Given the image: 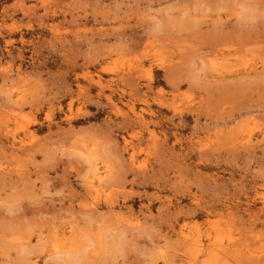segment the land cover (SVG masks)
I'll return each instance as SVG.
<instances>
[{
	"label": "rangeland",
	"instance_id": "obj_1",
	"mask_svg": "<svg viewBox=\"0 0 264 264\" xmlns=\"http://www.w3.org/2000/svg\"><path fill=\"white\" fill-rule=\"evenodd\" d=\"M262 61L264 0H0V264H264Z\"/></svg>",
	"mask_w": 264,
	"mask_h": 264
},
{
	"label": "bare ground",
	"instance_id": "obj_2",
	"mask_svg": "<svg viewBox=\"0 0 264 264\" xmlns=\"http://www.w3.org/2000/svg\"><path fill=\"white\" fill-rule=\"evenodd\" d=\"M261 64H262L261 66L259 65L261 68H258L256 66V65H258V63L253 64V62H252V63H250V65H248L246 67H243L241 69L239 68V69H236V70L233 69V70H231L229 72L227 71L228 73L224 70L225 73H227V74L223 75L224 72L223 73L220 72V73H222V75L220 76V78H221L220 82H219L220 85H217V86L221 89V91L228 90V89H235V88L243 87V86H251L249 83H255L256 81L263 80V78H264V61H262ZM220 73H218V74H220ZM130 75H133V74H130ZM218 77H219V75H218ZM150 84L151 83L149 82L148 85H150ZM252 86H254V88H255L256 84L255 85L253 84ZM262 88L264 89V87H262ZM3 136L4 135H2V137ZM252 142L254 143V141H252ZM242 144L243 143H241V145ZM11 145H13V144H11ZM249 145H251V142H250ZM242 146H244V145H242ZM19 148L20 149H18V150H24L27 147L25 148L23 145H21V146L19 145ZM11 150H13V148ZM87 159H88L89 163L91 164V167L94 168V166H93L94 162H92L93 159L91 160V156H89V157L87 156ZM99 179H100V177H95V180L93 179V180L89 181V185H88L87 191L91 192L90 194H97L99 192L100 189L98 188V186H101V185H99L96 182ZM104 180L107 181L109 179H104ZM101 182L102 181H100V184H101ZM87 183H88V181H87ZM104 183H105V181H104ZM106 205L108 207L106 209L109 211V213H110V210L111 211L114 210L113 209L114 205L111 204L110 202H107ZM90 207L87 208L86 214L89 216L90 219H94V215L97 213V210H99L98 209L99 205H96L94 207L90 206ZM102 210H104V209H102ZM262 211H264V210H262ZM103 212L104 211H102V213ZM79 232L80 231H78V233ZM68 233L66 232L65 234L67 235ZM65 234H64V232H61L59 235L56 236L57 237V241L53 242L51 250L53 251V254H64V255L69 254L67 256V259L69 261H75V260H77V257L76 256L72 257L71 253H75L74 255H76L78 252H80V250H79V247H80L79 242L80 241L77 239V234H76V231L74 230V228L71 230L69 235L66 236ZM72 235H74V236H72ZM68 236H70V237H68ZM208 236H206L207 238L202 239V238H200V236L197 235V238L192 239V241L189 240L190 238L187 239L184 236V237H182V240L185 242V244L186 243L190 244L192 242L191 246H193L195 249H199V250L201 249L202 251L206 252L205 255H207V256H212L213 255L215 257V259L217 260L218 264H227V263L231 262V260H234L235 262H237L236 260L239 259V256L241 258V253H240L241 251L240 250H242L241 249L242 247L238 243H233V242H235L234 240L233 241L232 240L225 241L224 239H222L220 237H217V236H214V238L211 240L210 239L211 236H209V237ZM40 237L41 236L39 235V239H40ZM189 237H191V236H189ZM64 241H66V242L63 243ZM203 242H204V244H203ZM166 260H168V258ZM261 261H262V259H261ZM256 263L260 264V260L259 259L258 260H253V264H256ZM248 264H250V263H248Z\"/></svg>",
	"mask_w": 264,
	"mask_h": 264
}]
</instances>
